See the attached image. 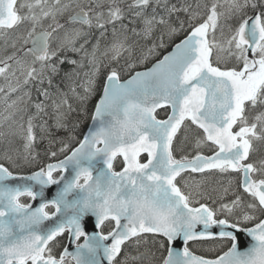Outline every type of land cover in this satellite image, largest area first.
Returning a JSON list of instances; mask_svg holds the SVG:
<instances>
[{"label": "snow or ice", "instance_id": "1", "mask_svg": "<svg viewBox=\"0 0 264 264\" xmlns=\"http://www.w3.org/2000/svg\"><path fill=\"white\" fill-rule=\"evenodd\" d=\"M0 264H264V0H0Z\"/></svg>", "mask_w": 264, "mask_h": 264}]
</instances>
